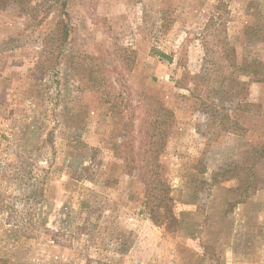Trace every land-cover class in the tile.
<instances>
[{
	"label": "rangeland",
	"instance_id": "1",
	"mask_svg": "<svg viewBox=\"0 0 264 264\" xmlns=\"http://www.w3.org/2000/svg\"><path fill=\"white\" fill-rule=\"evenodd\" d=\"M262 78L264 0H0V264H264Z\"/></svg>",
	"mask_w": 264,
	"mask_h": 264
},
{
	"label": "trees",
	"instance_id": "2",
	"mask_svg": "<svg viewBox=\"0 0 264 264\" xmlns=\"http://www.w3.org/2000/svg\"><path fill=\"white\" fill-rule=\"evenodd\" d=\"M67 34L68 31L65 28V26H57L54 30H52L51 32H49L46 37L44 42L42 43V48L44 50H48V48L50 49V51H54L55 48H58L59 46H63L62 43H64L67 39ZM54 43H56L57 45L54 46ZM262 80H264V78H262ZM261 81V79L259 80ZM159 111H163V114H168L169 116L172 115V113L165 109L163 106H159L158 107ZM225 118V117H224ZM221 130L222 131H226V132H232L235 133V127H233L232 125H227V124H223L221 125ZM160 139H158V141L156 143H154V145H157L160 141ZM160 147H157L153 153H156V151L159 149ZM262 152L264 150H259V152ZM154 159H156V154L155 155H151L150 156V161H146V164H150V162H153ZM124 161H126L125 158H123ZM145 161V160H144ZM136 160L135 159H131L130 161H128V164H133L135 163ZM140 162H143V160H140ZM127 166V164H125ZM238 169L240 171H243L244 168L242 167H238ZM236 171L237 174L240 178V181H243V193H242V197H240L239 200H243L246 199L247 197H249L250 193L254 192V187L250 189L252 183H254V178L251 176H254V172H251V176H246L243 177L244 173H241L240 171ZM233 170L231 168L222 170L220 172L215 173L214 177H213V181H217V175L220 176H224L228 173H233ZM246 172V170H245ZM154 177H158L159 174L157 172H154ZM144 177V175H142L140 178ZM255 177V176H254ZM156 181V180H154ZM254 186V185H252ZM147 188V187H146ZM148 191L150 196L152 197H157L153 200V202H150V205L148 204V213L150 216V219L152 220V222H154L156 225L158 224H162L163 222L169 223V222H176L175 220V216L173 215L172 212V206H171V199L169 196V187L168 185L162 181L161 179L156 181V186H153L152 188H148L146 189ZM150 191V192H149ZM157 192L159 194H157ZM147 196V195H146ZM149 197V196H148Z\"/></svg>",
	"mask_w": 264,
	"mask_h": 264
}]
</instances>
